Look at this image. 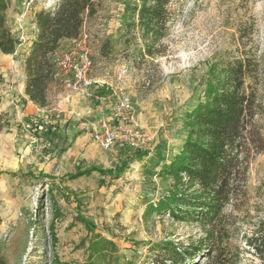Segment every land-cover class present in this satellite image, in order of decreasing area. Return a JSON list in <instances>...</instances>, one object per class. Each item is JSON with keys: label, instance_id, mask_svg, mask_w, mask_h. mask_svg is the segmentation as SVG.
I'll return each instance as SVG.
<instances>
[{"label": "rangeland", "instance_id": "rangeland-1", "mask_svg": "<svg viewBox=\"0 0 264 264\" xmlns=\"http://www.w3.org/2000/svg\"><path fill=\"white\" fill-rule=\"evenodd\" d=\"M20 1L9 0L6 12L26 45L31 21L15 19ZM97 1L78 40L56 52L85 42L96 80L91 97L54 80L46 108L28 104L18 93V63L9 73L15 80L9 79V97L0 96V251L7 264H153L151 244L187 245L205 236L208 227L200 221L157 213L173 187L160 172L181 152L192 110L219 84V61L242 48L239 30L259 61L255 119L264 138V0H175L176 17L155 57L142 54L141 40L127 46L119 38L122 0ZM109 35L117 52L102 59L98 45ZM112 91L129 96L149 138L140 151L120 144L102 150L92 139L100 117L110 118ZM91 166L124 171L114 179L99 172L67 177ZM247 181L243 210L222 211L228 224L222 244L237 264H258L246 240L264 220V151L250 161Z\"/></svg>", "mask_w": 264, "mask_h": 264}, {"label": "trees", "instance_id": "trees-1", "mask_svg": "<svg viewBox=\"0 0 264 264\" xmlns=\"http://www.w3.org/2000/svg\"><path fill=\"white\" fill-rule=\"evenodd\" d=\"M175 0H122L123 29L119 38L129 46L141 40L142 54H161V41L168 35L176 13L171 9ZM184 1V0H183ZM97 0H60L56 10L39 9L33 15L35 34L28 46L24 64V95L39 108H46L52 77L51 56L63 40H78L85 22L97 12ZM9 0H0V54H14L21 44L7 25ZM248 34L240 32L234 54L218 63L221 79L206 101L197 104L190 113L188 134L181 152L161 168L160 174L172 179L171 196L156 209L160 215L167 211L174 221H200L208 228L204 237L187 245L169 241L151 244L156 253L153 264H237L234 255L223 247L227 236L224 223L227 206L243 210L247 203V175L255 154L264 151V138L256 117L260 114L257 85L259 61L256 51L248 45ZM117 40L104 37L98 45V56L109 59L116 54ZM249 47V48H248ZM127 49V48H126ZM0 74V84L3 82ZM123 168L103 170L87 167L67 177L76 179L99 172L119 178ZM44 175H42L43 177ZM149 210L145 216L149 215ZM255 234L246 240L249 249L264 264V220ZM104 248V247H103ZM0 264L7 261L0 251Z\"/></svg>", "mask_w": 264, "mask_h": 264}, {"label": "built area", "instance_id": "built-area-1", "mask_svg": "<svg viewBox=\"0 0 264 264\" xmlns=\"http://www.w3.org/2000/svg\"><path fill=\"white\" fill-rule=\"evenodd\" d=\"M20 2L19 11L15 16L19 23H23L28 16L34 15L36 4H39L40 9L45 10H56L59 4L57 0H21ZM19 39L22 44V38ZM51 62L54 65L52 77L59 81L63 88L84 94L85 97L92 96L91 89L95 87L96 80L89 75L93 62L84 41H79L60 53L55 52L51 56ZM112 92L115 100L110 118L101 121V127L95 131L92 139L102 150H109L114 145L120 144L127 149L140 151L149 138L141 131L131 100L124 92Z\"/></svg>", "mask_w": 264, "mask_h": 264}, {"label": "crops", "instance_id": "crops-1", "mask_svg": "<svg viewBox=\"0 0 264 264\" xmlns=\"http://www.w3.org/2000/svg\"><path fill=\"white\" fill-rule=\"evenodd\" d=\"M7 14V12H6ZM7 18V24L8 27L10 28L11 32L16 34V30L17 28H12V22H13V15L11 14H7L6 15ZM11 18V19H10ZM16 19V18H15ZM29 20L31 21L30 26H31V30H32V35L30 37L29 42L25 45H19L16 48V52L14 54H0V74L3 77V82L2 84H0V96L2 97L1 100L3 99V97H9L7 92L8 89L10 88V86L8 85V83L10 82L9 79H11L12 81L14 80V75H10L12 70L14 69V66L18 63L19 64V69L17 71V78H18V93L19 95H21L22 97H24L28 104H32L31 102H29L28 98L26 97V95H24V64H23V60L27 54L28 51V46L29 44L32 42L33 38H34V32H35V27L33 24V17L29 16ZM70 42H73V40H63L60 45H59V49L57 51H59L61 48H63V46H67ZM56 51V52H57ZM9 61V62H8ZM14 74V73H13ZM8 88V89H7ZM33 105V104H32ZM104 120L103 117H100V120L98 122L99 125H101V121Z\"/></svg>", "mask_w": 264, "mask_h": 264}]
</instances>
